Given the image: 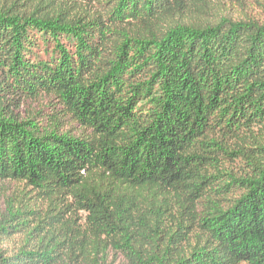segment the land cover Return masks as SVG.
Returning <instances> with one entry per match:
<instances>
[{
	"label": "trees",
	"instance_id": "1",
	"mask_svg": "<svg viewBox=\"0 0 264 264\" xmlns=\"http://www.w3.org/2000/svg\"><path fill=\"white\" fill-rule=\"evenodd\" d=\"M232 1L0 0V264H264V17Z\"/></svg>",
	"mask_w": 264,
	"mask_h": 264
},
{
	"label": "rangeland",
	"instance_id": "2",
	"mask_svg": "<svg viewBox=\"0 0 264 264\" xmlns=\"http://www.w3.org/2000/svg\"><path fill=\"white\" fill-rule=\"evenodd\" d=\"M230 13L236 18H262L264 17V0H239L229 2L227 5ZM2 247L11 249L12 241L7 242Z\"/></svg>",
	"mask_w": 264,
	"mask_h": 264
}]
</instances>
